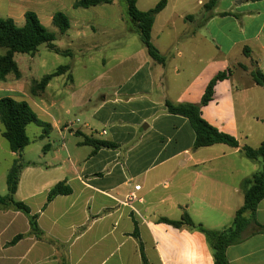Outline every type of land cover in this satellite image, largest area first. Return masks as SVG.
Returning <instances> with one entry per match:
<instances>
[{
	"label": "crops",
	"instance_id": "1",
	"mask_svg": "<svg viewBox=\"0 0 264 264\" xmlns=\"http://www.w3.org/2000/svg\"><path fill=\"white\" fill-rule=\"evenodd\" d=\"M4 1L8 13L3 18H12L18 26L23 25L19 24L26 11H42L48 2L0 0ZM192 1L167 0L155 16L151 42L165 58V66L155 64L145 48L136 53L138 61L134 54L119 61L117 76L100 95L91 119L79 128L73 129V123L53 113V100L29 105L52 127L43 138L42 130L38 139L49 138L53 132L61 144L47 143L36 161L24 162L15 198L38 215L40 229L58 245L30 234L22 213L0 210V264H142L132 236L134 223L149 264H214L203 233L157 220H179L187 213L204 229L221 231L231 225L235 211L243 205V181L261 170L260 161L245 158L240 148H257L264 141V126L253 132L245 122L258 112V96L264 90L251 77L256 69L264 73V0H218L211 11L203 9L208 0H196L202 7L196 13L182 8ZM176 20L189 23L190 28L178 30ZM75 28L83 36L81 27ZM128 63L131 73L124 78L122 66ZM227 70L230 75L217 82L201 116L219 132L233 136L239 147L215 144L194 149L189 122L168 114L164 102L198 103L207 82ZM20 79L21 74L17 85L9 89L0 86V93L7 92L5 96L17 101L45 98V90L29 96L26 87L18 84ZM70 82L65 95L71 106L88 109L89 84L75 89L74 78ZM136 99L142 101L145 114L140 120L120 119L118 125L109 127V133L102 130L100 135L108 134L104 141L117 147L92 154L84 138L101 140L94 122L106 125L113 120L99 112L108 104L124 106ZM129 111L133 113L134 108H127L125 114ZM145 120L148 124L140 127ZM62 181L71 193L46 203L49 190ZM256 207L255 220L264 226V199ZM19 234L24 237L7 246ZM60 244L67 245L66 249ZM225 256L229 264H264V231L250 224Z\"/></svg>",
	"mask_w": 264,
	"mask_h": 264
},
{
	"label": "trees",
	"instance_id": "2",
	"mask_svg": "<svg viewBox=\"0 0 264 264\" xmlns=\"http://www.w3.org/2000/svg\"><path fill=\"white\" fill-rule=\"evenodd\" d=\"M124 1L126 3V15L135 26L148 57L155 64L165 66V58L162 57L158 49L151 42V29L155 16L166 7L167 0H159L155 4V7L146 11H141L136 7L137 0ZM112 2L113 0H75L73 7L75 9H87L99 5H110ZM217 2L218 0H208L204 4L203 9L211 11ZM52 24L61 34H64L70 28L69 19L62 12H56L52 16ZM54 40L55 35L41 24L38 16L33 11H26L24 13V23L22 26L16 25L12 18H0V48L5 49V53L0 56V81H6L5 77L8 75H12L16 80L20 78V71L14 61L16 53L34 55L39 46L44 44L50 51L56 54H71L69 50L64 51L57 48L53 44ZM245 53L247 54L248 51L245 50ZM68 69V66H60L53 73L43 76L40 81H34L33 86L30 88L31 93L37 96V92H43L54 77L60 76ZM228 75H230V70L218 72L207 82L208 84L198 103L164 102L165 110L168 114L183 117L189 122L194 132V149L210 147L215 144H224L232 148L239 147L237 140L233 136L219 132L217 128L210 125L201 116L202 106H206L213 98L215 85L217 82L227 79ZM251 77L255 84L264 87V73L256 69L251 72ZM0 124L3 128L1 136L7 141L10 152L19 155V158L13 162L7 173V192L5 195L0 196V210H14L22 213L28 220L30 234L34 235L38 240H45L56 246L58 242L46 236L40 229L37 223L38 215L32 214L24 202L18 201L15 198L21 171L26 166L21 160L20 155L30 144L26 127L30 124L41 127L43 130L41 138L44 135L47 136L52 127L41 121L25 101H17L8 96L0 98ZM83 143L92 147V154L102 148L114 149L117 147L112 142L88 137L84 138ZM240 151L245 158L260 161L261 170L243 181V205L235 211L229 227L221 231H208L201 225L193 223L187 213H183L179 220H170L168 218H159L157 220L159 223L170 225L176 229L186 227L188 230H196L203 233L209 243L214 264H229L225 256L226 249L242 239L244 230L250 224H255L261 231H264V226L259 225L255 220L256 206L264 199V141L257 148L242 146ZM70 193L71 189L66 182H59L49 190L46 203H49L59 195H68ZM132 236L138 243L142 264H149L144 254L143 244L139 238L136 223H134ZM23 237L24 235L22 234L16 235L7 243V246L15 245ZM60 245L65 249L67 247V245ZM61 264H67V261H61Z\"/></svg>",
	"mask_w": 264,
	"mask_h": 264
},
{
	"label": "rangeland",
	"instance_id": "3",
	"mask_svg": "<svg viewBox=\"0 0 264 264\" xmlns=\"http://www.w3.org/2000/svg\"><path fill=\"white\" fill-rule=\"evenodd\" d=\"M44 9L37 11L41 24L51 33L55 35L53 44L61 50H69L71 55L56 54L50 51L46 45L39 46L34 55L16 53L14 61L16 62L21 74V79L18 84L26 87L27 94L32 96L30 88L34 81H40L41 78L47 74L53 73L60 66H68L69 71L60 76L54 77L49 87L45 89V98L40 99L36 97L24 98L29 102L30 107H34L33 102H45V99L53 100L56 103L53 113L61 115V119L65 122L73 123L72 128H79L89 118L90 114L96 109L100 95L105 93V88L110 83V79L117 76L118 70L116 65L119 61L127 59L128 55L136 54L138 51L144 49L142 42L139 39L138 32L135 26L129 21L126 15V3L124 0H113L110 5H99L96 7H89L87 9L74 8L75 0H47ZM159 0H138L137 8L141 11H146L155 7ZM206 1V0H204ZM0 18L5 17L7 12L6 2H0ZM191 13H196L202 7L197 6L196 0L191 4L182 7ZM56 12L64 13L70 22V28L64 34H61L57 28L52 24L51 16ZM24 19H21L19 25H22ZM183 24L180 21H175V27L179 30L181 28H190L189 23ZM78 25L83 31V36H78L75 26ZM156 42V40L154 39ZM5 53V49L0 48V56ZM136 61L139 60L135 57ZM130 64L122 66V77L130 76ZM144 69L142 72H145ZM142 74V73H140ZM140 76V75H139ZM6 82L0 81V86L6 89L17 85V80L12 75H8ZM71 78H74V88L77 89L83 84L88 83L89 89L86 92L91 103L87 106L88 109L80 107H72L68 96L65 94L69 91L67 87L71 86ZM29 88V89H28ZM29 90V91H28ZM262 90V89H261ZM258 96L259 106L258 112H254L245 118V122L255 132L261 126H264V90ZM41 92H37L40 95ZM0 95H9L0 93ZM142 101L134 100L128 102L127 105H110L108 104L101 112L102 117H112L111 124H101L98 121L94 122V131L96 137L101 140H106L107 135H100L102 130L109 133L111 125L116 126L121 121L120 119L127 118L129 121L140 120L141 115L145 114V110L141 108ZM134 108L133 113L129 111L126 115L127 108ZM239 111V106L236 107ZM69 110V114H66ZM80 120V123L77 122ZM48 121V120H47ZM145 120L140 124L142 127ZM2 125L0 124V129ZM42 128L30 124L27 126L26 132L30 139V144L25 148L22 155V161H36L38 155L42 153V148L47 143H54L60 146L61 138L53 133L49 138L43 140L38 139ZM68 134V133H66ZM78 139V137H74ZM19 156L10 152L6 140L0 136V196L7 192L6 176L12 166L13 162ZM252 164V163H251ZM243 197V196H242Z\"/></svg>",
	"mask_w": 264,
	"mask_h": 264
}]
</instances>
